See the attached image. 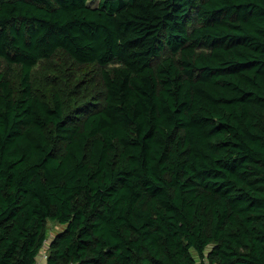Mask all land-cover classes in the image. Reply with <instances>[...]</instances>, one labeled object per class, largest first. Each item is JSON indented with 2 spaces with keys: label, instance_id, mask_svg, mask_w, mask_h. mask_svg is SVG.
Wrapping results in <instances>:
<instances>
[{
  "label": "trees",
  "instance_id": "1",
  "mask_svg": "<svg viewBox=\"0 0 264 264\" xmlns=\"http://www.w3.org/2000/svg\"><path fill=\"white\" fill-rule=\"evenodd\" d=\"M0 59V264H264V0H0Z\"/></svg>",
  "mask_w": 264,
  "mask_h": 264
},
{
  "label": "rangeland",
  "instance_id": "2",
  "mask_svg": "<svg viewBox=\"0 0 264 264\" xmlns=\"http://www.w3.org/2000/svg\"><path fill=\"white\" fill-rule=\"evenodd\" d=\"M0 74L10 82L14 90H17L19 69L16 65H7L0 59ZM31 81L34 92L42 97L58 93L68 112L86 108V113L91 105L100 103L103 95L99 70L95 65H80L61 54L39 62L32 72ZM82 115L78 114V118L80 119ZM48 229L47 243L62 226L49 221Z\"/></svg>",
  "mask_w": 264,
  "mask_h": 264
},
{
  "label": "built area",
  "instance_id": "3",
  "mask_svg": "<svg viewBox=\"0 0 264 264\" xmlns=\"http://www.w3.org/2000/svg\"><path fill=\"white\" fill-rule=\"evenodd\" d=\"M49 242V241H48ZM48 246L47 240L45 241L43 247L40 249L38 255H37V259H36V263L35 264H45L46 263V248Z\"/></svg>",
  "mask_w": 264,
  "mask_h": 264
}]
</instances>
